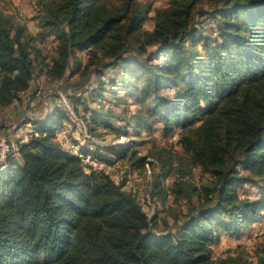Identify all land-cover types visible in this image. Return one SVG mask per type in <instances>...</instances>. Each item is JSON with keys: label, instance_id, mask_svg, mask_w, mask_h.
Returning a JSON list of instances; mask_svg holds the SVG:
<instances>
[{"label": "trees", "instance_id": "trees-1", "mask_svg": "<svg viewBox=\"0 0 264 264\" xmlns=\"http://www.w3.org/2000/svg\"><path fill=\"white\" fill-rule=\"evenodd\" d=\"M201 1L172 0L144 29L153 7L140 0H46L40 21L58 43L49 59L31 48L25 24L0 13V108L19 100L38 71L61 80L68 70L95 76L88 98L71 96L85 104L92 136L116 113L104 95L135 104L116 127L132 143L86 142L79 153L57 139L71 119L65 104L29 118L34 131L17 142L19 156L0 163V264H249L242 254L215 256L213 244L264 218V0H209L200 16L215 21L211 32L195 20ZM157 126L181 128L184 151L211 176L202 189L191 185L202 201L163 231L134 192L105 170L87 171L81 155L143 168L153 161L133 136ZM247 183L259 195L241 196ZM260 249L264 264V242Z\"/></svg>", "mask_w": 264, "mask_h": 264}, {"label": "rangeland", "instance_id": "rangeland-1", "mask_svg": "<svg viewBox=\"0 0 264 264\" xmlns=\"http://www.w3.org/2000/svg\"><path fill=\"white\" fill-rule=\"evenodd\" d=\"M110 1L118 5L122 3V0ZM140 1L150 3L153 7L150 17L143 24L144 29L153 28L156 9L166 7L172 2V0ZM45 2L46 0H0V13L25 24L27 35L36 38L31 43V48L34 49L36 46L41 51L42 56L49 59L55 53L58 43L53 35L46 32L47 29L42 26L40 21ZM211 6L209 0L201 1L197 5L195 17V20L206 27L208 32L216 27L215 21L211 18H202L200 11L202 9L210 10ZM86 53L84 51L78 52L82 65L87 61ZM74 64L72 59L71 66H74ZM94 80L95 76L93 74H90L88 78H84L80 75V72L71 75L70 70L67 71L65 79L53 80L48 78L43 71H38L32 81L31 88L22 93L17 103L0 108V138H11L16 142L27 140L30 136L29 133L32 134L31 125L28 124L30 122L29 118H43L45 113L58 103L65 104L62 106L71 119L65 121L57 129V139L62 141L63 145L74 153H79L80 145L86 142L94 141L101 145L117 142L130 144L131 136L122 134L124 131L118 130L116 127L123 124L119 115H125V108L130 106L133 109L135 104L131 103L129 106L124 104L114 105L112 95L107 94L108 97L104 95L106 99L103 104L116 110V113L109 118V123L112 124L113 128L112 126L105 128L100 124L98 134L95 136H92L88 131L83 119L86 113L85 104L82 101L72 100L71 96L88 98V91L93 86ZM120 94H124V92L120 90ZM89 99L91 101V97ZM125 100H127V103L129 102L128 98ZM89 104L94 106L96 103L91 101ZM97 104V107H99V103ZM128 130L132 131V128ZM181 132V128H177L174 132L167 134L157 126L153 132L144 130L139 135H134L133 138L136 139L140 155H146L148 160L153 161V164L148 163L143 168H134L127 159L119 162L116 159V162L108 161L106 163L100 160L102 165L98 159L88 154H81L82 162L87 171L105 170L116 182L123 183L126 190L134 192L154 219L157 231L171 229L178 220L184 218L191 204L197 205L202 201L200 193H193L191 185H197L199 189H202L204 185L211 182L210 174L203 171L201 166L194 163L184 151L179 142ZM17 153L18 149L13 153L14 156H19ZM163 174L165 175L162 180L164 191L153 194L154 184L158 180L157 177L158 175L163 176ZM175 181L176 184H179L176 186L183 187L184 195L177 194L173 190ZM238 191L241 196L249 197H255L260 193L257 187L249 183L239 186ZM188 193H193L191 201L185 196ZM263 242L264 218H261L251 227L244 229L240 235L222 233L220 239L213 244L214 255L227 257L242 254L245 258H248L249 264H260L259 258L262 255L260 248Z\"/></svg>", "mask_w": 264, "mask_h": 264}, {"label": "built area", "instance_id": "built-area-1", "mask_svg": "<svg viewBox=\"0 0 264 264\" xmlns=\"http://www.w3.org/2000/svg\"><path fill=\"white\" fill-rule=\"evenodd\" d=\"M18 100H14L13 103L11 105H14L15 103H17ZM31 125V132L34 131L33 127H32V123H28ZM29 135H31V133H29ZM17 150V142L13 141L11 138H0V163H4L3 166H5L6 160L8 155L13 152V151ZM101 163V161H100ZM102 164V163H101ZM103 165V164H102Z\"/></svg>", "mask_w": 264, "mask_h": 264}]
</instances>
